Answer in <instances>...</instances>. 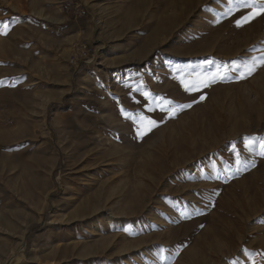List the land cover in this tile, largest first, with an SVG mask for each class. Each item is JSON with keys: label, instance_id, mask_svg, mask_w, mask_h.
I'll use <instances>...</instances> for the list:
<instances>
[{"label": "rangeland", "instance_id": "rangeland-1", "mask_svg": "<svg viewBox=\"0 0 264 264\" xmlns=\"http://www.w3.org/2000/svg\"><path fill=\"white\" fill-rule=\"evenodd\" d=\"M250 11L0 0V264H264V14L236 24Z\"/></svg>", "mask_w": 264, "mask_h": 264}, {"label": "snow or ice", "instance_id": "snow-or-ice-1", "mask_svg": "<svg viewBox=\"0 0 264 264\" xmlns=\"http://www.w3.org/2000/svg\"><path fill=\"white\" fill-rule=\"evenodd\" d=\"M231 3L235 4L238 8H248L251 9L250 12H248L246 15L241 16L239 20L236 21L237 26H241L242 22L247 23L249 22L250 19L255 18L256 16H259L261 14H264V0H230ZM0 34H6L2 31H0ZM210 63V62H209ZM233 65L236 67H239L236 65V62L233 61ZM219 67V66H218ZM227 67V66H225ZM234 70V69H233ZM252 71H254V68L252 67H247L246 66V74L251 75ZM228 78V73L227 72H220L217 71L216 73H209L207 76L203 78H197L196 81H190L188 84H185L184 81L182 80L181 83L184 86L186 91H194V90H199V87H207L211 83L217 81V80H223ZM240 78H243L241 76ZM145 98L148 99L150 98L149 93H144ZM204 97L202 96L201 99ZM161 99V98H157ZM172 101H166L165 104L162 106L161 110H164V107H170L172 105ZM179 107H185L184 105H180ZM187 107H191V105H187ZM147 120L149 127L146 129V131H151V128L156 126L157 122L155 120H152L147 117H140L141 123L143 121ZM138 135H143L145 133H141L139 131V128L137 129ZM245 147H250L249 144L246 143ZM261 147L264 148V140L261 142Z\"/></svg>", "mask_w": 264, "mask_h": 264}, {"label": "built area", "instance_id": "built-area-1", "mask_svg": "<svg viewBox=\"0 0 264 264\" xmlns=\"http://www.w3.org/2000/svg\"><path fill=\"white\" fill-rule=\"evenodd\" d=\"M88 52H89V50L87 49L86 46H80L77 49V51L75 52L74 57L75 58H80L81 61L85 62L88 59ZM74 61H76V60L74 59Z\"/></svg>", "mask_w": 264, "mask_h": 264}, {"label": "bare ground", "instance_id": "bare-ground-1", "mask_svg": "<svg viewBox=\"0 0 264 264\" xmlns=\"http://www.w3.org/2000/svg\"><path fill=\"white\" fill-rule=\"evenodd\" d=\"M172 127V126H171ZM156 170V169H155ZM148 178V177H147ZM149 180V179H148ZM150 182V181H149ZM136 187H138V188H142V190H144L145 188H144V184L143 183H140L139 185H137ZM138 203V202H137ZM114 207V206H113ZM110 242V241H109Z\"/></svg>", "mask_w": 264, "mask_h": 264}]
</instances>
